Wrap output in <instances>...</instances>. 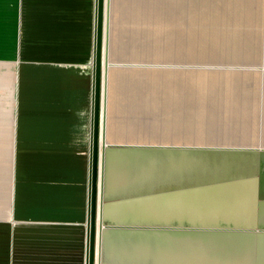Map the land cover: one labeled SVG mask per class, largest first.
<instances>
[{
  "label": "crops",
  "instance_id": "0c3cea01",
  "mask_svg": "<svg viewBox=\"0 0 264 264\" xmlns=\"http://www.w3.org/2000/svg\"><path fill=\"white\" fill-rule=\"evenodd\" d=\"M95 19L96 0H0V264H86ZM256 40L232 54L221 37L201 47L264 60ZM152 41L143 58L156 57Z\"/></svg>",
  "mask_w": 264,
  "mask_h": 264
},
{
  "label": "rangeland",
  "instance_id": "374dc122",
  "mask_svg": "<svg viewBox=\"0 0 264 264\" xmlns=\"http://www.w3.org/2000/svg\"><path fill=\"white\" fill-rule=\"evenodd\" d=\"M216 12L209 19L222 22L213 27V33L219 35L210 36L212 30H207L210 28L208 25L204 28L205 36L192 37L188 41L186 57L189 59L186 62L172 63L170 60L175 62L177 54L171 57L157 49V64L159 67L168 65L167 69H156V75L150 76L151 82L147 87L146 80L137 83L134 79L118 87L123 93L121 102L120 96L115 99L116 111L110 109V141L199 149L264 148V60L218 59L213 57L212 52V56H207L201 47L211 39L221 37L226 41L220 44L223 51L230 54L258 38L262 43L256 49L262 50L264 10L232 12L227 9L218 16ZM251 24H259L260 27L252 32V27H246ZM225 45L227 49H224ZM171 64H183L181 66L189 68L173 69ZM200 65L207 69L200 71L197 68ZM89 97L92 108L93 85ZM180 153L177 151L168 162L170 165H164L166 162L155 164L148 174V170L136 169L139 164L135 159L125 160L130 166L121 175L117 174L115 183L106 185L104 224L257 227L264 222V216L258 215V205L264 198L259 193L256 202L249 207V194H241L246 187L240 188V193L231 194L214 183L243 172L245 162L242 165V162L226 158L229 152L203 150L199 153L184 152L185 155ZM144 176L147 178L144 179ZM133 237L135 244L137 239L143 237L145 240L143 245L136 246V250L124 248L128 242L119 235L111 234L106 238L107 249H114L112 257L105 254V258L112 261L110 264H139L133 260H121L119 254L126 251L127 259L159 264L160 255L156 257L155 254V236L137 234ZM158 242H161L160 239ZM174 247H177L176 244ZM255 250L250 256L259 257L258 248ZM185 253L186 249H181V258ZM169 254V259L176 257L172 251Z\"/></svg>",
  "mask_w": 264,
  "mask_h": 264
},
{
  "label": "water",
  "instance_id": "95a60500",
  "mask_svg": "<svg viewBox=\"0 0 264 264\" xmlns=\"http://www.w3.org/2000/svg\"><path fill=\"white\" fill-rule=\"evenodd\" d=\"M250 1L96 0L86 264L112 263L111 260L105 258V254L112 257L114 250L106 247V238L111 234L119 235L122 240L128 242L125 245L126 247L123 246L124 248H134L135 250L136 246L143 245L145 240L142 237L137 239L135 244L131 237H136L137 234L144 237L145 235H150L153 238L155 236L154 247L156 257L160 255L159 264L181 262L183 264H264V222L258 224L257 227L104 224L106 185L107 183H115L117 174L121 175L122 171L130 166L128 162H125L128 158H130L129 160L135 159L138 161L139 167L136 169L148 170V174L151 172L149 169L153 168L155 164L166 162L164 165H170L168 162L177 151H181L180 154L182 155H185L184 152L199 153L203 150L229 152V157L226 158L242 162V165L245 162L244 167H242L245 170L235 177L214 181L216 186L226 188L224 190L231 194L240 193V188L246 187L241 194H249V202L251 201V205L248 202L249 207H252V204L256 202L258 193L261 197H264V148H179L136 142L115 144L107 140L112 112H110V109L116 111L115 99L117 100L120 96L121 102V94L123 93V91H119L118 87L124 86L127 82H132V79L136 80L137 83L146 80L147 82L144 81V83L147 87L151 82L150 76L156 75V69L168 68V65L158 66L157 56L159 53L157 49L163 50V53L167 52L171 57L177 54L176 59L182 58L180 61L175 59V62L171 59L170 62L172 63L186 62L189 59L186 57L189 51L187 49L188 41L192 37L205 36L206 31L204 28L208 25H210V28L207 30H212L211 33L213 34L214 29L211 25L222 23L214 22L215 18L209 19L210 15L217 11L218 16L222 10H227L228 7H232V9H228L232 12L250 11L247 10L245 5ZM223 4L225 6H220ZM149 36H151L152 42H156V57L147 59L143 58V55H147L149 52L144 51L142 44L148 41ZM134 47H141L143 51L138 53L128 52V49ZM152 54L151 52V56ZM178 65L180 66L171 64L170 68H189V66H181L183 64ZM202 65L197 67L200 71L207 69ZM115 161L118 162L114 163ZM153 161L155 162L153 163ZM113 168H115L114 172ZM146 178L144 176V179ZM233 187L235 190H233ZM245 207H247V204H245ZM258 207L259 213L256 211V214L258 213L259 216L263 217L264 198L261 199ZM159 239L160 243L158 242ZM175 244L177 247H174ZM257 248L259 257L250 256ZM181 249H186V253L182 258ZM171 251L176 255L174 259H169ZM127 254L128 251L125 254H119V258L144 264L141 259L125 258ZM115 256H118V254L115 253Z\"/></svg>",
  "mask_w": 264,
  "mask_h": 264
},
{
  "label": "built area",
  "instance_id": "2783aa9c",
  "mask_svg": "<svg viewBox=\"0 0 264 264\" xmlns=\"http://www.w3.org/2000/svg\"><path fill=\"white\" fill-rule=\"evenodd\" d=\"M86 262H87V259H86Z\"/></svg>",
  "mask_w": 264,
  "mask_h": 264
}]
</instances>
